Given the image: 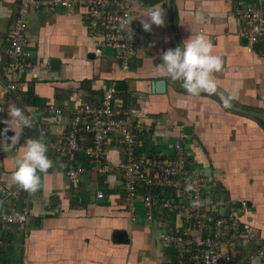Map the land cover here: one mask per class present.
<instances>
[{"label": "crops", "instance_id": "0c3cea01", "mask_svg": "<svg viewBox=\"0 0 264 264\" xmlns=\"http://www.w3.org/2000/svg\"><path fill=\"white\" fill-rule=\"evenodd\" d=\"M47 1V0H38ZM134 15L146 7L161 4L165 26L142 31L133 62L122 67L113 53L94 55V41L75 12L41 8L28 17L27 38L38 67L20 77L15 92L2 95L5 86L3 65L12 20L18 0H0V121L15 104L34 119L11 153L0 151V209L27 212L23 226L0 228V238L8 235L0 250V264H162L168 254L158 234L176 224L157 206L147 220L140 198L130 201L123 193L117 165L123 149L110 136L104 144L100 163L85 158L78 164L85 171L75 181L67 176L69 161L55 151L65 143L70 121L84 103L99 105L110 86L115 101L141 125L136 157L162 155L172 158L180 144L192 173L210 185L213 194L239 206L244 235L234 255L264 252V38L248 45L238 34L243 25L234 0H122ZM264 14V2L262 3ZM205 35L213 44V54L223 60L215 73L219 90L233 96L232 107L224 109L219 96L192 98L179 82L161 77L154 66L162 63V53L175 49L188 38ZM49 63H56L50 69ZM165 82L164 94L151 91L154 81ZM59 109L60 115L46 111ZM243 112V113H242ZM5 125L0 123V131ZM184 128H188L184 132ZM10 137L12 132H8ZM42 138L48 157L55 162L42 176L35 194L20 189L10 177L13 157L22 154L27 138ZM89 143L84 137L81 145ZM107 165L111 172L94 169ZM7 189L8 195L1 190ZM96 191L103 192L98 199ZM167 189H154L156 197ZM215 191V192H214ZM105 202H98L103 201ZM263 263L264 259H256Z\"/></svg>", "mask_w": 264, "mask_h": 264}, {"label": "built area", "instance_id": "2783aa9c", "mask_svg": "<svg viewBox=\"0 0 264 264\" xmlns=\"http://www.w3.org/2000/svg\"><path fill=\"white\" fill-rule=\"evenodd\" d=\"M237 13L242 21L238 34L248 45H254L264 38V0H234ZM45 8L53 12L56 8L75 12L82 19L89 37L94 41V55L100 56L105 50L113 53L119 64L127 68L139 50L143 37L142 31L131 28L135 35L131 41L121 33L119 23L127 15H134L130 6L122 0H18V10L12 20L8 35V47L5 49L2 68L5 86L2 95L17 90L20 77L27 71L38 67L27 38L28 17L31 12ZM121 36L124 38L121 39ZM116 90L108 87L103 93L99 105L84 103L77 108L70 121L65 143L53 148L69 161L67 176L75 181L85 167L78 164V158L91 161L95 167L100 163L104 144L110 136L117 138L123 149L122 160L117 169L121 175V186L130 201L140 198L146 210L147 220L152 219L154 206L166 211L168 219L176 224L158 234L168 257L162 264H263L255 263L264 259V252L258 250L255 255L238 254L233 251L239 247L244 235L240 213L246 206L239 201V206L228 203L213 194L203 178L189 169L188 154L178 143L175 155L164 158L136 157V139L142 131L141 125L133 121L131 113L115 101ZM3 96L0 97L2 109ZM47 112L60 115L59 109L46 108ZM1 114V111H0ZM84 137L89 143L81 145ZM99 174L111 172L107 165L94 169ZM191 182L199 190L186 192V183ZM154 189H167L161 197L153 194ZM215 192V191H214ZM8 195L7 189L1 190ZM98 199L103 198L102 191H96ZM203 201L202 207H193V200ZM27 222V212L14 213L0 209V228L13 225L23 226ZM3 242L0 238V248Z\"/></svg>", "mask_w": 264, "mask_h": 264}, {"label": "clouds", "instance_id": "9594fccd", "mask_svg": "<svg viewBox=\"0 0 264 264\" xmlns=\"http://www.w3.org/2000/svg\"><path fill=\"white\" fill-rule=\"evenodd\" d=\"M165 11L161 4L146 7L140 15H127L120 20L119 28L131 41L135 35L131 24L138 20L144 32H151L153 25L157 28L165 26ZM124 37L121 36V39ZM162 63L154 66L159 76L179 82L187 95L199 98L202 94L219 96L224 109H230L233 96L222 93L217 85L214 74L223 69V60L213 54V44L205 35L198 34L188 38L175 49L164 51L160 57ZM0 111H4L0 109ZM5 125L0 131V151L11 153L20 143L25 129L34 127V119L26 114L23 108L15 104L7 109V119L0 121ZM12 132V136L7 133ZM21 153L13 157L14 171L10 177L20 189L29 194H35L42 187V176L49 174L56 165L48 153V146L42 138H27L21 146ZM199 189L191 182L186 183V192H196ZM203 201L193 200V207H202Z\"/></svg>", "mask_w": 264, "mask_h": 264}, {"label": "water", "instance_id": "95a60500", "mask_svg": "<svg viewBox=\"0 0 264 264\" xmlns=\"http://www.w3.org/2000/svg\"><path fill=\"white\" fill-rule=\"evenodd\" d=\"M49 66H50V69H55L56 68V63H49ZM123 86L121 85H118V86H115L114 89L116 91H120L122 89ZM151 91L153 93H156V94H164L165 92V82L164 81H154L151 83ZM243 113V112H242ZM188 128H184V132L187 131ZM98 202H105V200L103 201H98Z\"/></svg>", "mask_w": 264, "mask_h": 264}, {"label": "trees", "instance_id": "16d2710c", "mask_svg": "<svg viewBox=\"0 0 264 264\" xmlns=\"http://www.w3.org/2000/svg\"><path fill=\"white\" fill-rule=\"evenodd\" d=\"M1 240H2V242H6L7 240H8V241L10 240V237H9V239H8V235H5L4 237L1 238ZM3 244H4V243H3ZM3 244H2V246H3ZM2 246H1L0 250L2 249Z\"/></svg>", "mask_w": 264, "mask_h": 264}]
</instances>
